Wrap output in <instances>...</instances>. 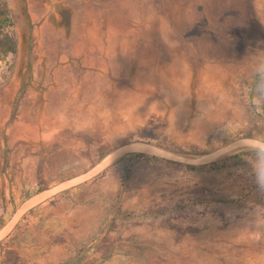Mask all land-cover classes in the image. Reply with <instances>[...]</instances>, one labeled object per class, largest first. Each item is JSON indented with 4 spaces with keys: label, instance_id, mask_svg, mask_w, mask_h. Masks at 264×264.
Returning <instances> with one entry per match:
<instances>
[{
    "label": "rangeland",
    "instance_id": "rangeland-1",
    "mask_svg": "<svg viewBox=\"0 0 264 264\" xmlns=\"http://www.w3.org/2000/svg\"><path fill=\"white\" fill-rule=\"evenodd\" d=\"M8 2L17 51L0 59V227L126 137L207 152L260 136L264 0ZM246 156L189 169L127 155L26 214L0 264H264V190Z\"/></svg>",
    "mask_w": 264,
    "mask_h": 264
},
{
    "label": "water",
    "instance_id": "water-1",
    "mask_svg": "<svg viewBox=\"0 0 264 264\" xmlns=\"http://www.w3.org/2000/svg\"><path fill=\"white\" fill-rule=\"evenodd\" d=\"M250 137L252 136L238 137L215 149L200 153L177 151L143 139H135L120 144L108 151L87 170L43 188L22 201L10 218L0 227V243L10 236L30 211L65 191L91 181L127 155L142 154L185 165L204 166L230 155L247 151L252 144Z\"/></svg>",
    "mask_w": 264,
    "mask_h": 264
},
{
    "label": "trees",
    "instance_id": "trees-1",
    "mask_svg": "<svg viewBox=\"0 0 264 264\" xmlns=\"http://www.w3.org/2000/svg\"><path fill=\"white\" fill-rule=\"evenodd\" d=\"M16 51H17V37H16V31H15V21L12 17V14H11V8H10L8 0H0V59L6 58L10 54H15ZM253 85H254L257 93L261 96H264V71L259 72L255 75V77L253 79ZM26 88H27V84L24 83L19 90V93L15 99L13 117L16 114V111L18 109L21 98H22ZM251 100H253L252 97H251ZM255 110H256L255 111L256 128L259 131L260 136H264V114L261 111H258L257 107H255ZM244 136H255V135H254L253 131L250 130ZM240 137H242V136H240ZM132 140H134V139H130V138L126 137L120 141V144L129 142ZM148 141H151V140H148ZM157 144L168 147V148L173 149V150H177V151L193 152V153H199L200 152L197 149L187 150V149L183 148L182 146H176V145L172 146V145H167L164 143H157ZM111 149H112V147H110V146L100 147V149L98 150V158L97 159L98 160L101 159ZM133 155L152 157V156L142 155V154H133ZM153 158H156V157H153ZM169 162H171V161H169ZM171 163L176 164V165H180V166H184V167H187L189 169H196L198 167L208 166V165L193 166V165H185V164H180V163H175V162H171ZM74 174H77V171H72L71 175H74ZM47 186H49V184L44 183V184H42V186L40 187L39 190L46 188ZM109 257H110V254H107L104 256L105 259L109 258ZM65 264H76V262L71 261V262H68Z\"/></svg>",
    "mask_w": 264,
    "mask_h": 264
},
{
    "label": "clouds",
    "instance_id": "clouds-1",
    "mask_svg": "<svg viewBox=\"0 0 264 264\" xmlns=\"http://www.w3.org/2000/svg\"><path fill=\"white\" fill-rule=\"evenodd\" d=\"M249 139L252 144L247 149L245 159L256 187L264 190V136H252Z\"/></svg>",
    "mask_w": 264,
    "mask_h": 264
},
{
    "label": "built area",
    "instance_id": "built-area-1",
    "mask_svg": "<svg viewBox=\"0 0 264 264\" xmlns=\"http://www.w3.org/2000/svg\"><path fill=\"white\" fill-rule=\"evenodd\" d=\"M0 76H1V69H0Z\"/></svg>",
    "mask_w": 264,
    "mask_h": 264
}]
</instances>
